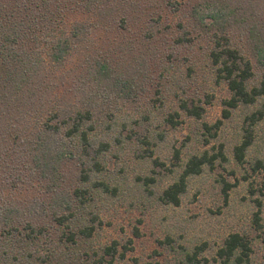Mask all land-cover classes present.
<instances>
[{
  "label": "rangeland",
  "instance_id": "1",
  "mask_svg": "<svg viewBox=\"0 0 264 264\" xmlns=\"http://www.w3.org/2000/svg\"><path fill=\"white\" fill-rule=\"evenodd\" d=\"M135 1L137 6L121 14L126 13L125 24L104 22L105 28L92 31L89 49L66 56L59 65L40 55L48 66L41 70L45 78L31 111L42 105L43 110L21 130L33 132L53 106L78 108L95 97L94 149L100 142L107 149L96 157V167L92 158L85 166L74 158L45 176L18 149H9L0 166V202L16 207L18 214L16 230L0 234V264H106L104 249L113 241L126 245L136 226L140 237L114 264H221L216 253L231 234L250 241L248 264H264V119L251 128L243 163L234 157L249 117L264 112V97L239 105L213 128L231 93L210 58L214 33L228 35L251 63L249 88L260 84L264 55L255 54L250 29L264 28V0H225L228 20L218 30L208 18L207 29L201 28L192 15L194 6L210 0ZM259 36L261 43L264 31ZM95 50L108 55H92ZM95 63L109 69L110 80L99 81L89 69ZM182 103L202 107V116L187 115ZM220 150L223 160L188 178L178 206L161 201L191 157ZM82 169L88 170L86 176ZM148 179L152 182L145 184ZM224 183L230 185L227 198ZM75 190L82 191L80 199ZM258 210L259 227L254 223ZM85 227H94L90 237L79 233ZM187 256L195 260L189 263Z\"/></svg>",
  "mask_w": 264,
  "mask_h": 264
},
{
  "label": "trees",
  "instance_id": "2",
  "mask_svg": "<svg viewBox=\"0 0 264 264\" xmlns=\"http://www.w3.org/2000/svg\"><path fill=\"white\" fill-rule=\"evenodd\" d=\"M207 2L193 7V18L199 21L200 27L204 29H207L205 18L211 19L214 23L213 28L218 30L224 20H228L227 2L225 0ZM137 4L135 0H0V166L6 164L9 149L13 147L18 149L19 155L23 153L27 156L41 176L48 174L49 170L52 173L56 172V165H60L63 160L76 158L77 161L84 163L85 159L92 158V165L94 167L99 165L96 157L105 151L107 146L100 142L98 149H94L95 140L92 133L95 128L93 124L95 97H91L90 105L78 108L53 106L45 113L48 118L38 120L40 123L35 126L33 132L26 134L21 129L28 123L26 121L29 118L43 110L42 105L36 107V111H31V106L35 103L37 105L35 96L40 91L39 87L45 78H41V70L48 66L40 55H48L52 64L59 65L66 56L76 55L80 53L79 50L89 49V36L93 30L105 28L104 22L106 26L125 24L127 17H125L126 13L122 16V12ZM84 15L89 18H80ZM74 16L78 20L70 21ZM93 18L96 22L91 23L90 20ZM242 20L244 21L245 18ZM208 29H212V26ZM262 31L264 28L258 26L250 29L256 55H264V38L261 43L256 39L257 36L260 37ZM212 40L214 44L210 58L212 63L218 66V78L226 83L231 93L230 98L223 103L221 119L213 125L217 130L222 121L229 118L231 110L239 105H252L258 98L264 97V79L258 86L249 88V81L253 77L250 61L242 56V51L232 43L228 35L218 37L214 33ZM99 51L95 50L92 55H108L107 52L103 54ZM89 69H93L95 74L100 76L99 81L111 78L106 66H98L95 63ZM114 81L116 84L119 82L116 79ZM180 108L187 115L195 118H200L204 110L200 106L186 103H182ZM249 119L250 125L245 129L240 145L234 150L235 160L239 164L243 163L245 153L252 144L251 128L264 119V112L258 111ZM169 120L175 125L172 117ZM204 127L207 131L212 129L207 125ZM176 154L178 158V152ZM218 158L224 159L221 150L216 155L209 156L205 152L201 156L191 157L178 180L163 191L161 201L178 206L180 196L186 191L188 178L199 175L203 166H212ZM87 164L85 161L83 166ZM87 172L88 170L82 169L84 176ZM145 182V184L151 183L152 179ZM99 186L105 190L108 188L102 182ZM229 188L230 185L224 183L222 191L225 198ZM74 196L80 199L82 191L75 190ZM17 214L16 207L0 202V234L8 235L16 230L13 224ZM65 220L57 219L60 224ZM259 222L258 210L254 214V223L257 227L260 226ZM93 229L94 227H85L79 233L84 237H90ZM69 236L73 241L75 235L70 233ZM139 237L140 231L136 226L132 229V239H129L126 245L113 241L104 249V255L108 258L106 264H114L117 259L123 260L132 250L133 239ZM250 253L251 246L247 237L231 234L217 251L216 257L221 264H248ZM186 258L189 263L195 260V256Z\"/></svg>",
  "mask_w": 264,
  "mask_h": 264
}]
</instances>
